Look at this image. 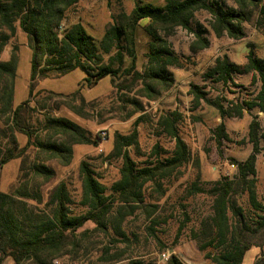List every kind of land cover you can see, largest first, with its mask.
Listing matches in <instances>:
<instances>
[{
  "label": "trees",
  "instance_id": "obj_1",
  "mask_svg": "<svg viewBox=\"0 0 264 264\" xmlns=\"http://www.w3.org/2000/svg\"><path fill=\"white\" fill-rule=\"evenodd\" d=\"M79 1L0 0V58L16 34V24L27 35L31 50V98L16 107L17 46L8 60L0 59V116L4 119L3 124L8 126L0 125L3 135L0 142L5 141L0 146V264L8 256L13 258L15 264H52L51 260L64 253L67 247H77L76 232L89 220L96 224L97 230L105 233L109 231L110 223L116 222L117 233L123 234L121 225L125 212H122V216L121 213L120 216H113L114 203L120 202L123 206L127 205L125 208L132 209L151 207L154 204H146L148 184L155 185V192L161 193L160 196L151 194V197L159 200L164 195L163 180L170 178L187 163L191 155L188 143L179 133L178 124L182 114L174 110L159 118L162 132L175 140V148L169 155L157 146L150 157L139 162L128 150L129 146L139 145L137 128L129 134H116L110 157H121L123 163L121 177L111 188L99 181L87 161H82L80 203L86 208L85 211L74 212L75 202L65 182L51 189L44 203V194L37 180L51 181L55 177V170L41 162L32 165L31 178L22 176V183L14 186L11 192H5L1 189L2 166L14 158L22 157L24 161L26 147L31 143L41 153L64 164L71 161L74 144L99 143V137L94 138L66 117L48 113L41 121L35 118L34 113L39 105L42 109L50 106L55 110L65 104L81 115L85 113L82 106L75 103L77 96H80L81 103L85 102L80 94L81 89L69 94L41 90L34 94L38 81L61 77L80 69L85 73L82 85L92 87L100 80L111 77L117 89L123 91L132 82H141L147 98L154 100L173 87L174 74L170 68L183 67V60L168 39L174 30L180 26L196 34L199 42L191 46L193 52L210 44L205 36L207 28L195 22L196 11L203 9L211 14L210 28L218 37L225 34L237 39L244 37V24L252 21L258 11L261 24H264L261 0H233L235 5L227 4L226 0H167L163 5L137 0L130 13L124 10L114 13L103 36L97 38L81 22L66 21L69 10ZM140 34H146L149 38L148 63L143 72L137 68ZM249 72H254V79L260 82V88L252 99L225 103L220 95L210 97L205 87L193 85L192 94L196 103L205 100L219 111L222 118H241L246 110L252 111L254 108L264 111V58L258 57L253 50L249 51L245 65L230 61L227 55L218 58L207 70L205 79L228 88L234 75ZM44 92L46 96L43 102L37 99L32 105L33 98ZM57 97L72 100H55V105L47 106ZM37 122L41 125L40 130L46 132L45 138L36 136L33 140ZM218 129L220 138L227 137L224 123ZM18 132L29 138L25 147L19 143ZM261 136L260 123L253 119L249 130L253 151L245 160H235L238 165L235 180L220 179L210 189L193 182L188 189L187 197L203 192L215 196V215L210 223L205 222V236L210 239L201 246V249H213L208 256L212 264H243L248 250L252 247L264 248V202L258 199L256 191V162ZM245 193L249 202L247 207L238 203V196ZM40 204L44 206L40 207ZM229 212L232 213L233 223ZM129 264L145 263L132 260ZM167 264L184 262L176 254H171ZM255 264L264 263L258 259Z\"/></svg>",
  "mask_w": 264,
  "mask_h": 264
},
{
  "label": "rangeland",
  "instance_id": "obj_2",
  "mask_svg": "<svg viewBox=\"0 0 264 264\" xmlns=\"http://www.w3.org/2000/svg\"><path fill=\"white\" fill-rule=\"evenodd\" d=\"M143 1L163 5L167 0ZM226 1L229 5H235L233 0ZM136 2L137 0H80L69 10L66 21H79L90 34L101 38L108 23L112 21V15L121 10L130 13ZM261 6H264V0H261L260 8ZM258 13L259 11L252 21L244 24L245 36L237 39L227 34L216 36L210 28L211 14L203 9L196 11L195 22L207 28L205 36L210 44L193 52L191 46L199 42L196 34L177 27L168 39L183 60V67L170 68L174 74L173 87L154 100L147 98L141 82H132L123 91L117 89L111 77L100 80L92 87L82 85L85 73L80 69L61 77L44 78L37 82L34 94L40 90L69 94L81 89L80 94L85 102L81 103L80 96H77L75 103L80 104L85 113L81 115L65 104L58 109H50L49 104H53L55 100H72L57 97L47 103V110L39 105L34 113L35 118L41 121L48 113L66 117L83 127L94 138L99 137V143L74 144L73 156L68 164L41 153L31 143L26 147L24 161L22 157L14 158L2 166L1 189L5 192H11L14 186L22 183V176L31 178L32 165L41 162L55 170V177L51 181L37 180L44 194V203L50 190L58 183L65 182L75 202L74 212L85 211L86 208L80 203L82 161H87L95 170L99 181L111 188L121 177L123 163L121 157H110L115 136L117 133L129 134L135 127L138 130L139 145L129 146L128 150L137 161L146 160L156 151L157 146L167 151V155L171 154L175 148V140L162 132L159 126L160 116L169 111L181 112L179 133L188 143L191 154L187 163L170 178L163 180L164 195L159 200H155L151 194L160 196L161 193L155 192V185L148 184L146 204H154L151 207L132 209L125 208L127 205L123 206L120 202L114 203L113 216H120V213L122 216V212H125L121 225L123 234L117 233L116 222L110 223L109 231L105 233L97 230L96 224L89 220L76 232L77 247H67L64 253L51 260L52 264H129L132 260H140L145 264H167L164 254H176L184 264H212L208 256L213 249H201V246L210 239L205 236V222L210 223L215 215V196L203 192L187 197V192L193 182L210 189L220 179L226 181L227 178H237L238 165L235 160L243 161L253 151V144L249 139L250 123L253 119L260 123L262 134L256 162V191L258 199L264 202V111L254 108L252 111L246 110L241 118H222L219 111L205 100L197 104L192 94L193 85L205 87L210 92V97L220 95L225 103H240L257 94L260 82L254 79V72L234 75L228 88H222L221 84L214 85L205 79V75L215 61L225 55L230 61L240 65L248 62L250 50L264 58V24H261ZM138 42L137 68L143 72L148 63L149 38L146 34H140ZM15 46L19 63L15 79L14 107L31 98V50L27 35L19 24H16V34L6 45L0 59L8 60ZM45 96V92L36 95L31 104L35 105L37 99H42V103ZM3 121L0 116V125L7 128ZM221 123L225 125L227 137H219L218 128ZM35 126L33 140L36 136L45 138L46 132L40 130V123L37 122ZM2 136L0 132V141ZM17 137L22 147L28 144L29 138L24 133L18 132ZM4 142H0V146ZM238 203L244 207L249 205L246 193L238 196ZM39 206L43 207L44 204ZM152 210L155 211L150 213ZM229 217L233 223L231 212ZM258 259L264 263V248L252 247L247 251L243 264H255ZM2 264L15 262L8 256Z\"/></svg>",
  "mask_w": 264,
  "mask_h": 264
},
{
  "label": "built area",
  "instance_id": "obj_3",
  "mask_svg": "<svg viewBox=\"0 0 264 264\" xmlns=\"http://www.w3.org/2000/svg\"><path fill=\"white\" fill-rule=\"evenodd\" d=\"M163 256L165 260H168L169 256L167 254H164Z\"/></svg>",
  "mask_w": 264,
  "mask_h": 264
}]
</instances>
